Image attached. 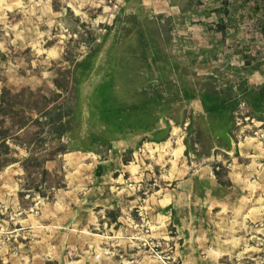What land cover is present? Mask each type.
Wrapping results in <instances>:
<instances>
[{
    "label": "rangeland",
    "instance_id": "rangeland-1",
    "mask_svg": "<svg viewBox=\"0 0 264 264\" xmlns=\"http://www.w3.org/2000/svg\"><path fill=\"white\" fill-rule=\"evenodd\" d=\"M200 1L194 12H181L172 4L184 6L186 0H0V90H41L52 98L58 93L53 81L66 84L74 62L89 55L90 68L77 74L83 81L78 90L59 99L82 100L117 55H137L145 48V37L154 35L135 31L146 19L160 27L163 47L169 50L171 40L175 53L189 51L195 73H207L214 86L235 90L241 80L262 84L264 42L258 26L264 16L253 12L255 0L230 16L213 11L221 0ZM220 15L228 25L224 35L215 27ZM201 49L209 51L203 61L195 58ZM98 117V112L91 117L89 133L100 132ZM36 129L34 124L27 129L31 139ZM231 131L253 155L250 165L241 159L246 165L234 178L248 188H236L230 205L221 214L215 208L209 221L201 215L189 221V235L184 223L169 219L166 208L157 205L167 203L169 189L185 176L184 154L176 159L169 151L173 139L169 146L140 142L134 158H123L120 165L101 143L87 152L69 149L84 144V126L56 147L39 142L29 152L13 147L10 157L17 162L0 171V264H264V120L250 117L241 102ZM51 153L52 160L44 161ZM27 157L32 161L24 170ZM224 161L215 162V171L226 181L231 161ZM200 163L191 159L189 166ZM189 173L199 181L200 173ZM247 209L251 220L242 216Z\"/></svg>",
    "mask_w": 264,
    "mask_h": 264
},
{
    "label": "crops",
    "instance_id": "crops-1",
    "mask_svg": "<svg viewBox=\"0 0 264 264\" xmlns=\"http://www.w3.org/2000/svg\"><path fill=\"white\" fill-rule=\"evenodd\" d=\"M163 38L161 36L160 39ZM162 42L164 44L166 40ZM171 42L173 44L174 41L170 40V48ZM170 48L168 50L161 44L145 47L138 52V61L127 55L124 63L128 69L126 84L120 88L118 97L120 118L113 119L106 126L107 138L111 139L108 152L114 165H120L123 158H134L135 147L140 142L143 146H157L176 138L180 141L187 161L185 176L169 189L167 203L157 205L166 208L169 219L178 221L180 226L184 223L181 228L189 235V221L193 223L200 215L202 221L205 218L209 221L215 208L221 214L224 207L230 205L236 188L246 191L248 186L237 185L234 178L237 168L246 165L241 159H247L250 165L253 155L250 150L240 147L231 131L238 109L234 106L236 96L226 97L227 85L215 86V92L211 94L209 75L195 73V63H189V51H180L177 47L178 52L175 53V47L171 51ZM208 53V49H201L194 57L203 61V57L208 58ZM179 54L182 59H179ZM134 67L136 74L130 71ZM96 124L103 129L98 118ZM174 131L176 137L173 136ZM96 135L100 137L98 133ZM226 158L231 164L227 167L226 181H223L215 171L219 167L215 162L223 163ZM191 159L201 163L189 166ZM190 171L200 173L199 181L193 180ZM94 173L99 176L100 167H96ZM155 200L162 202L158 197ZM242 216L251 220L249 209ZM205 224L208 225L207 222ZM202 229L205 230L204 226ZM186 250L189 253V242Z\"/></svg>",
    "mask_w": 264,
    "mask_h": 264
},
{
    "label": "trees",
    "instance_id": "trees-1",
    "mask_svg": "<svg viewBox=\"0 0 264 264\" xmlns=\"http://www.w3.org/2000/svg\"><path fill=\"white\" fill-rule=\"evenodd\" d=\"M186 1L187 4L184 6L177 3H173L172 5L179 7L181 12L188 10L189 12H194V7L201 4L199 3L201 2L200 0ZM260 1H262V5L259 4ZM242 2L241 5H236L227 0H221L220 5L214 8L213 11L217 15L230 16L232 10L237 11V7H244L246 4H249L250 0H242ZM252 7L253 12L264 16V0H255ZM146 20L143 23L145 25H141L140 27L142 29L139 28L135 32L136 34L139 31L144 34L151 32V35L154 36L150 38L145 37L147 41L145 40L143 43L141 41L142 46L148 47L151 45L158 47L160 43H163V39H160L163 36L160 27L154 24L153 20ZM215 27L223 35L225 34L228 25L221 15L218 17ZM258 30L264 42V22L259 23ZM90 58L91 56L88 55L81 61L74 62L73 74L66 84L62 85L58 79L53 81L58 93L54 94L52 98L43 95L41 90L32 91L22 88L18 92H13L5 86L1 88L0 171L6 166L17 162L10 157L16 153L13 147H19L28 152L31 151L33 144L36 142H39L42 146L50 145L56 147L62 145L61 139L63 137H72L71 133L74 130L82 128V126L88 132L82 137L84 144L82 146H69L71 151H90L89 146L94 143H101L106 145L108 149L110 148L111 139L107 138L106 126L113 119L117 120V118H120L118 112L121 111V104L118 102V97L121 94L120 88L126 84V75L128 74V69L124 67V63H126L125 59H127L126 52H121L116 56L115 61L103 75L102 81L84 99L75 102L70 100H66L65 102L59 101L64 93H72L74 95V92L78 90V86L83 81L77 74L80 75V73L87 72L90 68ZM130 58L137 59V55H131ZM130 71L136 74L135 67ZM214 87V82L211 81V94L215 92ZM116 88L119 90H116ZM225 95L230 99L236 96L235 108H238L239 104L243 102L248 108L250 117L257 121L264 120V82L259 86H247L245 81L241 80L238 82L235 90H233L232 85L227 86ZM97 112L99 113L98 120L103 124V129L100 128V132L98 133L100 137H97L94 131L89 133V130H91L90 126L92 125L91 117ZM84 114L87 117L85 122L82 121ZM31 124H34L37 128L34 139H31V135L27 130ZM51 154L47 158H43L44 161L52 160L53 153ZM30 161H32L30 157L23 159L22 167L24 170L26 164Z\"/></svg>",
    "mask_w": 264,
    "mask_h": 264
},
{
    "label": "bare ground",
    "instance_id": "bare-ground-1",
    "mask_svg": "<svg viewBox=\"0 0 264 264\" xmlns=\"http://www.w3.org/2000/svg\"><path fill=\"white\" fill-rule=\"evenodd\" d=\"M173 136L176 137V131L173 132ZM165 145L169 146L170 141L164 143ZM173 144L175 145L174 147H170L169 151L171 153V155H173L176 159L179 158L182 154V145L180 143V141L176 138L173 140Z\"/></svg>",
    "mask_w": 264,
    "mask_h": 264
}]
</instances>
